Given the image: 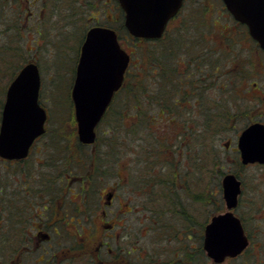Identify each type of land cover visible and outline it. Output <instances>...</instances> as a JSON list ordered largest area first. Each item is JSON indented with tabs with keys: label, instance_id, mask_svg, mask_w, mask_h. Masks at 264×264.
<instances>
[{
	"label": "rangeland",
	"instance_id": "374dc122",
	"mask_svg": "<svg viewBox=\"0 0 264 264\" xmlns=\"http://www.w3.org/2000/svg\"><path fill=\"white\" fill-rule=\"evenodd\" d=\"M31 1L32 0H27V2H23L27 5L21 6L23 11L20 9V17L22 16V19L14 20L13 12L10 10L7 3L8 0H5L7 6H3L5 10L3 21L7 20L6 23L13 27L8 28V30L4 32L2 30L4 28L3 23L5 22L1 23L0 36L3 37V39L6 38V40H8V38H14L15 42H10V44L14 45V47L18 45V49H23L24 54L21 56L22 58L19 62L23 61L22 63H25L28 61H35L38 63L42 74L41 102L49 111L50 116L47 122L46 133L37 140L27 160H6L0 162V176L2 175L0 179V191L2 194V187L7 191L1 196L2 203H0V209H4L2 212L6 215L2 219L0 218V236L4 237H0V256L3 253H8L9 249L12 248L11 244L13 242L16 243L15 239L18 238V233L22 231L19 218L23 214L33 215L35 212L37 205L33 204L32 199L38 200L39 197H36V195L38 193H43L45 190L59 189L61 181L56 175L84 174L87 168L90 167V162L96 161V165H99L95 156L91 155L88 149L80 151L78 150L79 148L75 146V138L78 136L77 123L76 121L73 122V103L70 93L80 49L87 30L91 26L99 24L109 25L111 27L114 26V28L120 29L122 28L121 25L124 23V20H120V16L117 19L114 18V14H117L116 5L102 4L103 1L101 0H45L44 3L36 4L31 3ZM223 6L224 2L222 0H186L183 11L178 15V18L170 24L167 33H170L169 36L175 39V37H178L176 34L178 28H180L182 36L188 28V32L192 29L191 34L195 35L196 39H188L189 35L185 34V37H181L177 40L175 39L176 49H181V53L186 55L187 50L192 48L190 45L193 43L201 41L205 37L210 43L212 39L211 43L213 45L210 44L212 48L206 51L207 54L205 57V66L210 67V61L213 56L211 52L212 49H226L230 41L234 42V44L236 41H241L240 46L244 45V40L238 38L236 34L231 35L230 38L232 39L226 38L223 42H220V40L215 37L217 32L213 37V33L209 32L210 27L212 30L214 29L217 31L223 27H226L225 29L234 27L233 22L228 21L225 12L223 14L221 9ZM41 8L45 10L44 16H30V12H38L37 14L39 15L42 11H39ZM28 16L30 18H28ZM202 17L203 19H206V17L207 19L213 17L215 28L214 26H210V23L203 24ZM21 25L22 28L20 27ZM39 26L41 28L36 32ZM203 28H208V30L201 36L199 31H203ZM125 30L126 31L123 32L122 35L120 34V42L122 46L132 54V61H134L132 69H135V67L141 63L140 49H147L149 43L140 41L137 47L138 44L136 45L135 41L131 39L126 28ZM216 40L224 44L221 46ZM234 46L237 45L235 44ZM142 57L145 58L146 56L142 55ZM214 57L218 59L216 56ZM221 72L226 73L227 70L222 67ZM3 78H5L6 82L7 76H3ZM211 90L212 96H215V94L219 92L218 89L211 88ZM3 99H5V94ZM237 103L238 98H236L235 95H233L232 98L230 96H227V98L223 97V105L225 107L227 106L232 113L230 122L233 120L232 117L236 115ZM143 106L142 108L146 110L149 104L145 103ZM207 106L208 105L203 106V109ZM132 107V105H129L128 110H132ZM256 107H258L256 103L249 102L247 105L243 106L241 111L244 112L242 114L245 117H243L242 121H239V123L243 124L248 118L255 116L257 112ZM2 108V104H0V122ZM161 115H164V113ZM185 119L188 120V126L195 129L202 128L206 122V117L204 114H201L200 109L196 107L194 111L192 110L190 113L184 112L183 116L181 118L179 117L175 122L176 127H173V129L176 131L177 128L178 132H180V129L184 130ZM113 123L114 119L109 115L105 120L103 119L101 121L100 125L102 131H105L101 134L103 136L101 137V142L106 143L108 137L107 131L111 128ZM187 132L188 136L186 139L183 136L179 142V144H181L180 148L170 147L167 149L165 148L164 141L166 138L169 140L175 138L176 134L174 132H170L167 137L162 135L160 127L156 128V134L154 132H148L146 134L147 139L150 138L155 140L156 135L160 139V141L158 140V147L152 148L154 154L151 155L148 153L147 145L144 142L145 133L134 134L133 132H129L128 143L125 145L127 150L124 151L125 158L117 163L119 165L114 163L113 155L109 154V149L104 148L100 151V154L104 153L103 151H107L106 153L110 156L103 158L105 161L100 167V171L102 172L96 171V176L100 175V180L98 182L99 189L103 191L96 193L93 201L96 206H98V202L103 200L100 194L106 191V189L111 188L119 189L121 191L120 195L128 197H122L121 203H125L131 198L132 211L126 213V217L132 233L131 257L133 264L144 262V252L142 248L146 247L149 251H160L168 248L167 245L171 244L168 241V237H165L163 225L161 224L162 220H173L171 214L166 211L172 210L171 207L173 206H170L171 203H169L166 197L173 191L169 189L170 182L164 181L165 179L170 180L169 178H172L171 174H175V176L179 175L182 182L186 184L185 180L189 168L191 172L189 179L192 185H195L193 190H195V194H197L195 198V219L203 220L204 218L203 205L200 204L199 201L203 197V191L200 187L205 180L206 164L204 166V160L200 158L197 148L198 146L199 149L204 148L202 147L204 140L202 136L196 139L198 136L196 130L194 132L188 130ZM235 134L236 130L228 133L225 139L228 136H235ZM118 136L119 134L116 135V137ZM70 142L71 145L69 146L71 149L70 151L68 150L67 155L63 151L62 144L66 145ZM188 142H190L191 147L186 145ZM89 147L93 148V146ZM185 151H187V153ZM91 172H94V168L91 169ZM242 174L244 179L249 183L252 177L260 174L259 187L264 190V171L261 168H244ZM43 176H51L45 178H56L57 181L55 183L46 182L49 185L42 186L40 180H34L37 178L42 179L44 178ZM23 179L27 181H23ZM206 180H208V178H206ZM127 181L130 185H127ZM27 184H29V186H26ZM52 184H54V186H52ZM78 184H80V182H74L72 184L73 189L74 185L78 186ZM38 187L41 189L38 190ZM211 188H214V186ZM63 194V197H65L68 203L66 206H71L70 202H72V200L74 202L76 200L79 201V197L72 191L66 190ZM28 201L31 202L32 209L28 208ZM200 202L202 203V201ZM124 208L126 211L130 210L129 205L124 206ZM114 212L115 211H113L112 214H114ZM160 215L161 218L159 217ZM5 220L6 223H3ZM97 220L100 221L99 216H97ZM147 222L152 223L150 228L145 227ZM72 225L73 223L69 222V228H72ZM1 233H3V235ZM260 243L264 244L263 241ZM43 248L44 246L38 250H29L20 259L21 264H38L36 260L42 257L40 255L44 251ZM257 248L256 246V249ZM251 250L252 248L248 250V253ZM10 258L11 259L8 260L2 257L3 260H1L0 264H18V257H15L13 260V256ZM45 258H47V256H45ZM243 260L244 261L241 262L242 264H259L258 262L253 263L246 261V258H243ZM148 263L157 264L152 259H148L147 264ZM42 264H44V261Z\"/></svg>",
	"mask_w": 264,
	"mask_h": 264
},
{
	"label": "flooded vegetation",
	"instance_id": "af4514ba",
	"mask_svg": "<svg viewBox=\"0 0 264 264\" xmlns=\"http://www.w3.org/2000/svg\"><path fill=\"white\" fill-rule=\"evenodd\" d=\"M44 1L32 0L31 3H44ZM101 1H103L102 4L116 5L117 14H114V18L117 19L120 16V20H124L118 0ZM221 9L223 14L225 12L228 21L233 22L236 28L223 27L219 29L216 38L223 42L226 36L236 34L245 43L240 46L241 41L237 42L233 39L237 46L231 48L228 45L226 49H218L221 53L220 68L230 65L229 72H226L230 77L222 80V87L229 83L232 88L230 90L224 88L223 97L232 98L235 95L238 103L236 115L232 117L233 120L228 126L219 127L216 130L210 127L207 132L205 147L211 169L206 176L208 180L205 181L208 189L203 191V197L200 200L202 203L199 201L203 205L204 218L203 220L195 219V198L197 197L195 190L173 191L175 200L168 199L169 203L173 204L172 210L165 209L171 214L173 220L161 221L164 235L168 237L171 244L160 251L142 248L144 262H138L140 264H147L148 259H152L157 264H242L243 258L253 263H264V244L260 243L264 242V190L259 187L260 174L252 177L250 183L242 174L244 168L248 167L261 168L264 171V162L245 163L239 146L240 136L246 128L254 123L264 124V49L251 36L247 25L232 17L225 4ZM41 10L42 8L39 11ZM37 13L30 12V16H44L45 10H42L39 15ZM176 18L178 15L172 21ZM216 42L220 43L218 40ZM220 44L222 46L224 43ZM207 49L210 48L207 47ZM224 51H229L230 56ZM210 93L209 88V95ZM248 102L258 105L257 112L255 116H251L240 124L239 121L245 117L242 114L244 112L241 111L242 107ZM234 130H236L235 136H228L225 139V136ZM229 174L235 175L240 181L241 188L237 196V204L232 208L228 206L225 198L224 178ZM56 176L61 181L59 189L38 193L36 197L39 199H32L33 204L37 205L33 215L23 214L19 218V224L24 231H20L15 240L16 244L24 245V249L17 256L18 264H21L20 259L29 250H38L42 246L44 251L40 255L42 257L36 260L38 264H42L43 261L44 264H133L132 233L126 217V213L132 211L130 195L127 202L121 203L124 197H128L120 195L121 191L117 188L106 189L100 194L103 200L96 206L93 198L96 193L103 191L99 189V180L96 175ZM43 177L34 180H40L42 186L49 185L46 182L57 181L56 178H45L51 176ZM23 181L27 180L23 179ZM74 182H80V184L74 185L73 189ZM127 185H130L128 181ZM212 186L214 188H211ZM40 189L38 187V190ZM66 190L76 193L79 201L72 200L71 206H66L68 203L63 197ZM126 205L130 206V210H125ZM28 208L32 209L30 201H28ZM113 211H115L114 214H112ZM227 211H232L241 220L248 244L240 254L228 255L222 261H215L205 248L206 227L214 216ZM4 216L6 215L1 211L0 218ZM97 216L100 221L97 220ZM159 217L161 218V215ZM69 222L73 223L72 228H69ZM3 223H6V220ZM151 224L147 222L145 227L150 228ZM250 248L252 250L248 253Z\"/></svg>",
	"mask_w": 264,
	"mask_h": 264
},
{
	"label": "water",
	"instance_id": "95a60500",
	"mask_svg": "<svg viewBox=\"0 0 264 264\" xmlns=\"http://www.w3.org/2000/svg\"><path fill=\"white\" fill-rule=\"evenodd\" d=\"M234 17L246 23L251 35L264 48V0H223ZM125 11V26L139 38H160L168 22L184 0H119ZM131 61V54L121 45L117 31L94 25L86 33L71 90L78 136L91 144L97 127L121 88ZM41 73L36 62L25 64L11 81L2 110L0 156L21 159L28 156L34 141L42 135L48 118L40 103ZM239 146L245 163L264 162V124L254 123L240 136ZM225 198L230 208L236 206L241 190L235 175L224 178ZM248 239L241 220L232 212L213 217L206 227L205 248L216 260L237 255Z\"/></svg>",
	"mask_w": 264,
	"mask_h": 264
},
{
	"label": "trees",
	"instance_id": "16d2710c",
	"mask_svg": "<svg viewBox=\"0 0 264 264\" xmlns=\"http://www.w3.org/2000/svg\"><path fill=\"white\" fill-rule=\"evenodd\" d=\"M23 2H27V0H10V4L9 0L7 2L10 10L13 12L14 20L22 19V16L20 17V9L22 10L21 6L27 5ZM4 5H6L5 0H0V24L5 22L3 23L4 28L2 30L5 32L8 30V28H12L13 26L7 24V20L3 21V16L5 14V10L3 8ZM213 19V17L209 19H207V17L206 19H203L202 17V22L203 24L210 23V26H214L215 28ZM20 27L22 28V25ZM121 27L122 28L120 29L117 28V30L119 34L122 35L123 32L126 31L124 23L121 25ZM39 28L41 27L39 26L36 32L39 30ZM209 29V32L213 33L212 37L216 32L217 34L215 37H218L217 30H212L211 27ZM207 30L208 28H203V31H199L200 35L202 36V34ZM167 32L165 33L164 37L154 40L136 38L129 35L131 39L135 41L136 45L138 42L144 41L149 43V46L147 49H140L141 63L138 64L135 69H132L134 61L131 62L126 74L125 82L122 88L117 92L112 104L108 109V112L104 117V120L108 117V115L114 119V123L107 131L108 137L106 143L101 142V137H103L101 134L105 132L104 130L102 131L101 125L99 126L96 142L93 145H90L93 146V148H90L89 145L79 143L78 139L75 138V146L79 148L78 150L85 151L88 149L90 154L95 156L99 163V165H96V161L90 162V167L87 168L84 174L96 175V171L102 172L100 171V167L105 161L103 158L109 157V154L113 155V161L116 164L121 160H124V151L127 150L125 145L128 143L129 132H133L134 134L145 133L144 142L147 145L148 153L151 155L154 154L152 148L158 147V140L160 141V139L157 135L156 138L158 139H147L146 134L148 132L155 133L156 128L158 127H160L162 130V135L165 137L169 136L170 132H174L176 134L175 138H172L171 140L166 138L164 141L165 148L167 149L170 147L180 148L181 144H179V142L183 136L186 139L188 136L187 131L189 130L190 132H194L196 130L198 135L196 139H199V137L202 136V139L204 140V144L202 146L204 148L199 149V146L197 148L200 158L204 160V166L206 164V174L204 175L205 180L200 189H202V191L208 189L205 181L207 178V173L211 169V164L209 163L205 147L207 142V132L210 127L212 129L214 128L213 130H216L219 127L228 126L230 123L232 113L230 112V109L227 108V106L225 107L223 105V90L224 88L230 90L232 87L229 83L224 88L222 87V80L230 77V75L228 73L221 72V65L219 63V57L221 53L218 49H212L211 52L213 56L212 60L210 61V67L205 66V57L207 54L206 51L208 50L207 47L210 49L212 48L210 45L212 44V39L210 40V43L206 37L201 41L193 43V46L190 45L192 48L187 50L189 54L186 52V55H184L181 53V49H176L174 41L175 39L177 40L181 37H185V34L189 35L188 39L195 40V35L191 34L192 29H190L188 32L187 28L185 34L183 33L182 36L181 30L178 28V30H176L178 37H175V39L170 37V33ZM230 37L231 36H226L225 39H232ZM10 42L14 43L15 39L8 38V40H6V38L3 39V37L0 36V104H2V107L5 101L3 96L4 94L6 96V91L10 82L14 79L22 66L27 63H22L23 61L19 62V60L22 58L21 56L24 54L23 49H18V45L14 47V45H11ZM229 45L232 48L235 44L234 42L230 41ZM138 46L139 44L137 47ZM224 52L230 56L229 51ZM142 55H145L146 57L143 58ZM214 56H216L218 59H216ZM224 69L229 72L230 65H225ZM3 76H7L6 82ZM209 88L211 92L210 95ZM211 88L218 89L219 92L215 94V96H212ZM68 102L70 103L69 100ZM145 103L149 104L148 109L146 110L142 108L144 107L143 104ZM129 105L133 106L132 110H128ZM205 105L208 106L203 109V106ZM196 107H198L201 111V114H204L206 117L204 126L197 129L190 128V126H188V120L185 119V129H180V132H178V129L176 128L175 131L173 127H176L175 122L178 120V118H181L184 112L190 113L192 110L194 111ZM162 113H164V115H161ZM73 122H75V118ZM117 134H119L118 137H116ZM69 145H71V142L66 145L62 144L65 154H67L68 150L70 151L71 149ZM186 145L191 147L190 142L186 143ZM104 148L109 149L110 153L108 154L106 153L107 151H103L104 153L100 154V151ZM185 152L187 153V151ZM2 161L3 160L0 158V162ZM213 166L215 170V164ZM92 168H94L93 173L91 172ZM187 174L188 175L185 180L186 184L182 182V179L179 175L175 176V174H171L172 178H169L170 180L165 179L164 181L170 182V191L181 189L193 190L195 185L193 186L191 180L189 179V175H191L189 168ZM1 178L2 175L0 176V179ZM97 179L100 180V175L97 176ZM2 190L3 193L7 192L3 189V187ZM3 193L1 194L0 191V203H2L1 196ZM172 193L173 192H170L169 196L166 198L175 200V196H173L174 194ZM172 205L173 204L171 203L170 206ZM3 210L4 209H1L0 213ZM22 231H24L23 227ZM11 246L12 248L9 249L8 253H3L0 256V262L3 260L2 257L9 260L11 259L10 257L13 256V260L24 249V245H19L15 242H13Z\"/></svg>",
	"mask_w": 264,
	"mask_h": 264
}]
</instances>
